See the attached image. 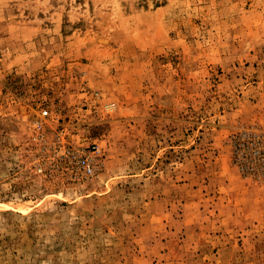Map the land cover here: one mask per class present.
<instances>
[{"label":"rangeland","instance_id":"obj_1","mask_svg":"<svg viewBox=\"0 0 264 264\" xmlns=\"http://www.w3.org/2000/svg\"><path fill=\"white\" fill-rule=\"evenodd\" d=\"M0 264H264V0H0Z\"/></svg>","mask_w":264,"mask_h":264},{"label":"built area","instance_id":"obj_2","mask_svg":"<svg viewBox=\"0 0 264 264\" xmlns=\"http://www.w3.org/2000/svg\"><path fill=\"white\" fill-rule=\"evenodd\" d=\"M82 165L87 172H89V173L93 172L92 164L90 163V161L88 159H83Z\"/></svg>","mask_w":264,"mask_h":264}]
</instances>
